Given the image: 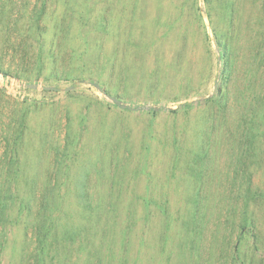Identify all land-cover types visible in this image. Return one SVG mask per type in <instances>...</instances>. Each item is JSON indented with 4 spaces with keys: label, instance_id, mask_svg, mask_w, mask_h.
Returning a JSON list of instances; mask_svg holds the SVG:
<instances>
[{
    "label": "rangeland",
    "instance_id": "374dc122",
    "mask_svg": "<svg viewBox=\"0 0 264 264\" xmlns=\"http://www.w3.org/2000/svg\"><path fill=\"white\" fill-rule=\"evenodd\" d=\"M0 264H264V0H0Z\"/></svg>",
    "mask_w": 264,
    "mask_h": 264
}]
</instances>
